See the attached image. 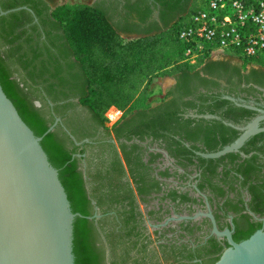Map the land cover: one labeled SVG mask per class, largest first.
I'll list each match as a JSON object with an SVG mask.
<instances>
[{
    "label": "flooded vegetation",
    "instance_id": "obj_1",
    "mask_svg": "<svg viewBox=\"0 0 264 264\" xmlns=\"http://www.w3.org/2000/svg\"><path fill=\"white\" fill-rule=\"evenodd\" d=\"M192 1L0 0V10L19 4L15 22L24 23L0 52L26 41L44 51L63 42L50 23H66L71 6H91L142 31L173 23ZM7 67L22 80L23 70ZM160 78L146 105L119 108L112 122L76 95L57 101L58 114L42 85L29 91L34 105L46 100L50 124L60 117L74 136L56 124L78 158L98 264H213L230 246L223 233L240 242L264 230V62L219 53Z\"/></svg>",
    "mask_w": 264,
    "mask_h": 264
},
{
    "label": "trees",
    "instance_id": "obj_2",
    "mask_svg": "<svg viewBox=\"0 0 264 264\" xmlns=\"http://www.w3.org/2000/svg\"><path fill=\"white\" fill-rule=\"evenodd\" d=\"M196 1L178 19L195 11ZM17 5L11 2L5 8ZM19 13L23 11L0 16V42L12 43L16 38L14 31L24 25L15 22ZM65 16L66 23H50L60 31L63 42H51L44 51L32 48L26 41L0 52V84L36 135L46 131L52 118L43 116L48 110L45 99L41 106L34 105V97L30 95L32 85H42L58 114L62 105L57 101L76 95L79 103L103 122L104 112L111 105L124 110L135 104H147L154 77L175 76L196 68L181 61L182 47L175 33L178 19L141 31L111 23L102 11L91 6L68 7ZM9 63L23 70L22 80L11 78ZM56 129L43 136L41 145L51 164L58 168L71 210L88 216L78 158L64 147L56 134L60 127ZM73 254L75 264H98L92 223L86 217L74 220Z\"/></svg>",
    "mask_w": 264,
    "mask_h": 264
},
{
    "label": "water",
    "instance_id": "obj_3",
    "mask_svg": "<svg viewBox=\"0 0 264 264\" xmlns=\"http://www.w3.org/2000/svg\"><path fill=\"white\" fill-rule=\"evenodd\" d=\"M57 123L74 140L60 117L36 135L0 84V264H75L73 223L91 216L71 210L58 168L41 145ZM223 234L230 246L213 264H264V230L240 242Z\"/></svg>",
    "mask_w": 264,
    "mask_h": 264
},
{
    "label": "built area",
    "instance_id": "obj_4",
    "mask_svg": "<svg viewBox=\"0 0 264 264\" xmlns=\"http://www.w3.org/2000/svg\"><path fill=\"white\" fill-rule=\"evenodd\" d=\"M202 2L195 11L175 21L183 63L198 66L219 53L247 63L264 62V0ZM120 113L111 105L105 110L104 119L112 122Z\"/></svg>",
    "mask_w": 264,
    "mask_h": 264
},
{
    "label": "rangeland",
    "instance_id": "obj_5",
    "mask_svg": "<svg viewBox=\"0 0 264 264\" xmlns=\"http://www.w3.org/2000/svg\"><path fill=\"white\" fill-rule=\"evenodd\" d=\"M63 1H65V0H63ZM194 1H196V0H194ZM194 4H196V6H199V5H202L203 2H202V0L201 1L197 0V2H195ZM63 11H64V8L62 6L58 7L57 12H56V16L61 18L62 14L64 13ZM160 80H161L160 76H156L152 79L151 84L149 86L150 94H149L148 98L149 97L152 98V93L158 89Z\"/></svg>",
    "mask_w": 264,
    "mask_h": 264
}]
</instances>
